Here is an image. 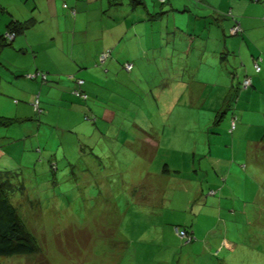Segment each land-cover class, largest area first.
<instances>
[{"label": "rangeland", "instance_id": "rangeland-1", "mask_svg": "<svg viewBox=\"0 0 264 264\" xmlns=\"http://www.w3.org/2000/svg\"><path fill=\"white\" fill-rule=\"evenodd\" d=\"M143 1L136 119L159 149L145 154L136 139V151L104 155L96 148L115 144L121 125L87 117L91 103L63 107L44 93L37 110L14 96L31 108L9 128L22 138L19 163L0 159V170L19 174L12 202L40 252L0 264H264V83L244 86L256 59L264 71V0ZM169 63L187 66L172 106L153 96L172 84Z\"/></svg>", "mask_w": 264, "mask_h": 264}, {"label": "crops", "instance_id": "crops-1", "mask_svg": "<svg viewBox=\"0 0 264 264\" xmlns=\"http://www.w3.org/2000/svg\"><path fill=\"white\" fill-rule=\"evenodd\" d=\"M135 1L0 0V42L11 24L27 26L0 55L1 160L5 159L13 165L19 163L14 155L22 153L18 143L22 141L21 136L17 132L11 133L9 128L28 121L31 106L19 102L14 96L31 101L34 107L44 93L48 94L43 98L44 102H59L63 107L74 108L79 101L85 102V105L91 103L92 106H88L91 113L82 108L87 117L91 118L93 114L98 119V116L107 124H116L115 129L121 125L119 133L113 138L115 144L106 142L101 148H96L104 155H115L117 148L136 151V139L142 142L140 147L145 148V154L154 155L159 149L158 133L136 119V66L141 54L136 57ZM123 11L127 12L126 16L118 18V12ZM152 15L155 16L150 13L144 15L138 23L148 22L146 17ZM78 34H82V40L78 39ZM124 44L127 54L123 51ZM107 52L111 55L102 62L101 57ZM255 62L257 64V59ZM128 63L133 65L130 72L124 68ZM186 67L173 63L167 65L165 69L173 77L172 84L167 90L153 94L156 102L172 101V106L180 101L187 87L184 77ZM37 74L49 75L47 82L41 76L29 78ZM263 74V70L258 73L255 68L253 76L246 79L252 80V87H259V83H264ZM78 80L85 82L83 87L77 84ZM77 92L86 94L88 99H83ZM171 94H174L173 98ZM7 121L11 124L6 125ZM105 131L101 136L110 138L108 130ZM91 150L95 151V148ZM165 167L168 169V165ZM189 232L195 235L190 229ZM218 242V249H221L220 242L232 250L236 249L229 241L220 239Z\"/></svg>", "mask_w": 264, "mask_h": 264}, {"label": "trees", "instance_id": "trees-1", "mask_svg": "<svg viewBox=\"0 0 264 264\" xmlns=\"http://www.w3.org/2000/svg\"><path fill=\"white\" fill-rule=\"evenodd\" d=\"M135 3L136 5H142L143 1L136 0ZM25 28H27V26L22 27V25L20 26L11 24L8 33L2 38V41L0 42V55L5 47L11 46L12 42H14V40H9L8 35H14L16 38L17 35ZM107 53H110L109 56L111 55V52ZM126 65L124 66L125 70ZM80 94L86 95L83 93ZM10 122L12 121L10 120ZM10 122L7 121L6 125L11 124ZM2 123L4 124L5 122L2 121ZM165 172H169L167 167H165ZM18 176L19 174L14 171L0 170V257L3 258L28 257L37 255L40 252V247L36 238L28 230L20 218L18 208L12 202V197L15 196L19 190L17 185H22V182ZM179 230L186 231L190 234L188 228H179ZM193 241L191 243H193Z\"/></svg>", "mask_w": 264, "mask_h": 264}, {"label": "built area", "instance_id": "built-area-1", "mask_svg": "<svg viewBox=\"0 0 264 264\" xmlns=\"http://www.w3.org/2000/svg\"><path fill=\"white\" fill-rule=\"evenodd\" d=\"M162 2H163V3H166L167 0H162ZM65 7L67 8V6H65ZM239 27H240V26H239ZM239 27L236 28V32H235V33H237V31H239ZM8 38H9V40L13 41L14 38H15V36H14V35H8ZM109 54H110V53H104V54L102 55V57H101V61H102V62H105V61L108 59ZM255 68H256V71H257L258 73H260L261 70H262L261 67H260V65H259V63H257V64L255 65ZM132 69H133V65H132V64H128V65H126V70H127V71L130 72V71H132ZM39 76H41V77L43 78L44 82H47L48 77H47V75H45V74L32 75V76H29V78H31V79H36V78H38ZM244 83H245L244 86H245L246 89L252 87V80H251V79H249V78L246 79ZM78 84H79L80 86H83V85H84V81L80 80V81H78ZM77 94L80 95V96H82L85 100L87 99V96H86V95H82V94H80V93H77ZM39 104H40L39 101H37L36 104H35V107H36L37 110H39V107H40ZM233 126H234V127L236 126L235 123H233ZM176 232H177V235H178L181 239L186 240L187 243H191V242L193 241V236H192L191 234L187 233L186 231H182V230L177 229Z\"/></svg>", "mask_w": 264, "mask_h": 264}]
</instances>
